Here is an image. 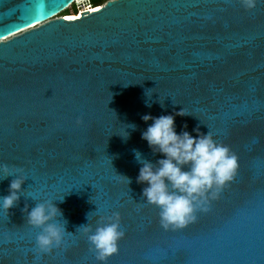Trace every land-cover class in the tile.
Listing matches in <instances>:
<instances>
[{
	"label": "water",
	"instance_id": "obj_1",
	"mask_svg": "<svg viewBox=\"0 0 264 264\" xmlns=\"http://www.w3.org/2000/svg\"><path fill=\"white\" fill-rule=\"evenodd\" d=\"M75 1L0 0V164L27 177L18 204L0 208V264H100L78 227L113 212L125 236L107 264H264V3L109 0L57 17ZM182 108L177 132H211L239 168L195 221L165 229L134 150L156 164L142 116ZM28 193L67 221L51 252L35 248Z\"/></svg>",
	"mask_w": 264,
	"mask_h": 264
},
{
	"label": "clouds",
	"instance_id": "obj_2",
	"mask_svg": "<svg viewBox=\"0 0 264 264\" xmlns=\"http://www.w3.org/2000/svg\"><path fill=\"white\" fill-rule=\"evenodd\" d=\"M240 3L246 10H253L264 0H240ZM146 95L149 98L146 103L151 106L152 96L147 90ZM160 103L163 105L161 100ZM189 114L184 108L175 114H144L142 119L152 123L142 132V138L153 152L162 154V158L154 164L139 150H134L135 159L141 165L137 183L146 185L142 192L143 200L159 208L160 223L165 229L183 228L195 221L196 213L208 210L211 200L216 199L222 189L234 180L239 168L238 156L229 146L217 142L211 132L203 133L199 127L194 129L195 136L187 130L177 132L176 116ZM129 128L135 129L136 125L127 124L126 135L119 134L125 140L130 135ZM120 175L128 185L131 183L130 177ZM10 176L15 178L10 182L8 194L0 196V208L8 212L20 201L27 180L23 169L0 164V180ZM28 195L37 201L35 207L26 205L23 209L27 222L40 229L35 238V248L39 253L51 252L65 240L67 221L62 219L64 222H60L63 211L54 202L39 200L32 193ZM100 221L95 228L89 224L78 228L83 226L100 264H107L108 259L118 253L119 242L125 232L118 212L100 217Z\"/></svg>",
	"mask_w": 264,
	"mask_h": 264
},
{
	"label": "trees",
	"instance_id": "obj_3",
	"mask_svg": "<svg viewBox=\"0 0 264 264\" xmlns=\"http://www.w3.org/2000/svg\"><path fill=\"white\" fill-rule=\"evenodd\" d=\"M106 1L108 0H89V4L90 5H96L97 3H105ZM77 11L76 9L74 8V6L66 9L64 12H62L63 14H61V16H67V15H72V14H75Z\"/></svg>",
	"mask_w": 264,
	"mask_h": 264
},
{
	"label": "built area",
	"instance_id": "obj_4",
	"mask_svg": "<svg viewBox=\"0 0 264 264\" xmlns=\"http://www.w3.org/2000/svg\"><path fill=\"white\" fill-rule=\"evenodd\" d=\"M78 3L79 2H74L72 5H70L68 8H70V7H72V6H74V5H78ZM67 8V9H68ZM97 8H99V7H97ZM97 8H93V5H90V4H88V5H84L83 6V8H82V10L80 9V10H78V15L80 14V13H82V12H84V11H91V10H96ZM77 15V16H78ZM72 16H76V15H72ZM70 17V16H69ZM65 19L67 18V16H65L64 17Z\"/></svg>",
	"mask_w": 264,
	"mask_h": 264
},
{
	"label": "rangeland",
	"instance_id": "obj_5",
	"mask_svg": "<svg viewBox=\"0 0 264 264\" xmlns=\"http://www.w3.org/2000/svg\"><path fill=\"white\" fill-rule=\"evenodd\" d=\"M89 4V0H79V3L78 5H74V8L76 9V11L78 10H82L83 6L84 5H88ZM63 14V13H61ZM61 14H59L57 17H64V16H61Z\"/></svg>",
	"mask_w": 264,
	"mask_h": 264
},
{
	"label": "bare ground",
	"instance_id": "obj_6",
	"mask_svg": "<svg viewBox=\"0 0 264 264\" xmlns=\"http://www.w3.org/2000/svg\"><path fill=\"white\" fill-rule=\"evenodd\" d=\"M76 2H79V0H76ZM97 10H100V7L97 8L96 10H91L90 12H95ZM80 16H81V13L78 16L76 15V16L67 17L65 20H67V21L76 20V19L80 18Z\"/></svg>",
	"mask_w": 264,
	"mask_h": 264
},
{
	"label": "flooded vegetation",
	"instance_id": "obj_7",
	"mask_svg": "<svg viewBox=\"0 0 264 264\" xmlns=\"http://www.w3.org/2000/svg\"><path fill=\"white\" fill-rule=\"evenodd\" d=\"M109 1V0H108ZM108 1H106V2H108ZM105 2V3H106ZM105 3H103V4H101V3H97L96 5H93V8H97V7H101V6H103ZM72 15H78V11L75 13V14H72ZM72 15H67V16H72Z\"/></svg>",
	"mask_w": 264,
	"mask_h": 264
}]
</instances>
